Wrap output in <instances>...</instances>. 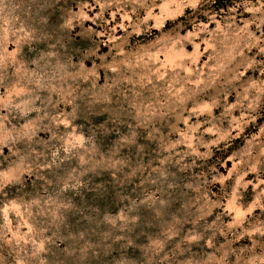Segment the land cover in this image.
Listing matches in <instances>:
<instances>
[{
	"label": "clouds",
	"instance_id": "obj_1",
	"mask_svg": "<svg viewBox=\"0 0 264 264\" xmlns=\"http://www.w3.org/2000/svg\"><path fill=\"white\" fill-rule=\"evenodd\" d=\"M0 264H264V0H0Z\"/></svg>",
	"mask_w": 264,
	"mask_h": 264
},
{
	"label": "rangeland",
	"instance_id": "obj_2",
	"mask_svg": "<svg viewBox=\"0 0 264 264\" xmlns=\"http://www.w3.org/2000/svg\"><path fill=\"white\" fill-rule=\"evenodd\" d=\"M189 51H191V49H189Z\"/></svg>",
	"mask_w": 264,
	"mask_h": 264
}]
</instances>
